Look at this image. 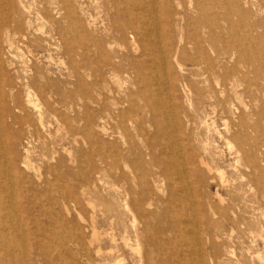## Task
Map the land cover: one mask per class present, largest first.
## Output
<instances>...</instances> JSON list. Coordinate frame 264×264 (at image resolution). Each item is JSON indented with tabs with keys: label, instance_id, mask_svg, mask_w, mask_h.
Instances as JSON below:
<instances>
[{
	"label": "rangeland",
	"instance_id": "374dc122",
	"mask_svg": "<svg viewBox=\"0 0 264 264\" xmlns=\"http://www.w3.org/2000/svg\"><path fill=\"white\" fill-rule=\"evenodd\" d=\"M198 1L200 2L198 3L197 0H158V7L162 8L163 11L162 12L159 8L160 14L162 13L161 23L163 24H159L158 28L162 32L165 31L163 32V34L165 35L164 39L165 41H167L165 43H170L169 45L171 46L174 41L181 42V44L179 43L178 47L174 48V46H172V49L171 47L170 49L174 50L172 52H176L178 59L181 60L182 64L185 65L184 69L179 70L174 64L173 58L169 57L166 65H163V62L159 60L157 68H154L152 70L156 71V76L153 79V82L151 81L150 88L149 90H147V92L150 93L151 91L152 93H158L160 95L159 98L162 103H166V115L168 119H172L171 109L174 102L176 106L178 121L180 120L177 123V127L168 128L167 133L162 135H158L155 128L150 126L149 123H147L148 126L146 128V131H144L142 135L138 132L134 134V131L132 130L130 132L126 131V137L132 138L131 143L134 146L130 151H126L124 150V148H121L120 145L115 143H120V140L118 138V132H120V130L118 127H116L115 122L112 120L110 121V124L105 127L106 131L108 132L106 136H101L99 134L93 135L94 143L98 144L101 148L99 150H95V148L91 147L89 140L83 137L82 129L87 126V120L85 119L86 114L91 113L94 117L99 118L103 113L102 108L100 105L91 103L89 99L86 100L85 106H83V103L79 105V107L74 106V87L67 83L65 80V75L68 73L69 69L68 65H71V61L68 59V57H63L61 54L57 53V46L53 45L49 47L47 44L42 43L43 50L37 51L38 49L35 46H31L28 48V52L24 48H21L20 54L24 53L28 74L32 75L36 74L38 71H44L48 79H50L51 82L58 81L61 89L63 90L61 94H53V96L51 97V106L47 105L48 102L45 99L39 98L37 109L46 112L45 114L53 117L52 119L51 117L49 118L47 116L49 118V122L47 123L48 127L46 128L48 132L46 133V135H44L43 138L40 139V141L37 142L36 133H34L30 129L31 127L28 125V120L31 123L28 115L22 114L14 109L15 105L19 104L21 98L24 96V93H22L23 91L19 90L14 92V102H11L5 96L4 99H7L3 100L4 103L0 104V118L3 120V123H5V125L7 124L8 126L9 124L10 126L8 127L7 131L3 126L0 125V137L3 138V143L8 146L10 150L12 149L11 151L15 152V154L19 152L21 144L25 145L27 139L28 141H32L33 155H31L30 158L31 164H39L37 166L34 165L33 167L36 170V173L38 172V174L41 175L46 174L45 168L49 164H47L48 161L51 164H54L57 160L60 159L63 161L64 166H66L64 167L65 169H63L62 172L64 174L65 172L66 174L72 172L74 169H77L79 164H68L67 157H69L70 155L75 158L79 157L81 154H87L89 155L90 160L95 163L96 167L101 168L100 177L102 178V180H100V185L108 186L109 184L116 186L114 189H112L111 192H115L117 189L120 191L129 190L131 187V189H134L135 186L133 185V183L129 182L130 180L128 179V177L131 179V173L127 174V177H123L121 175V177H118L119 173L114 169H110L108 164H106L105 166L104 163H102V159L104 158L107 160V162H110L112 161V158L110 156L117 155L118 157L120 156L119 158H127L126 160L129 162L141 161V164L145 167V169L153 168L158 175V179L155 183H152V181H150L148 178L151 188L154 187V193L150 196V200L153 203L150 206V210L156 214L164 215L163 223L165 227L174 225L173 223H176L180 226H187L188 229L187 231H185L186 233H182L184 239L194 241L193 238L197 237L198 235V241H200L198 247L200 249L198 247L197 248L200 252L198 251L197 253H200L199 256L202 255L201 257L204 259L206 264H264V192H262L261 194V191H259L258 187L256 186L257 178H260L264 183V0ZM26 2L28 3V6H30L34 30L42 26V30L47 31L49 28V23L46 19L45 11L41 9L42 0H26ZM185 3L188 5H186ZM80 5L84 9V15H82V17H87V15L89 14L91 20H93V22L95 21L96 23L95 29L92 26L86 28L88 29V35H86L82 31H79V35L87 36L86 40L88 44H90V40H88V38H90V36L92 37V35L100 36L102 34L103 28L106 26L107 19L105 18V12L103 11V9L98 7L99 0H78L76 11L79 10ZM184 5L191 8V10L186 12L187 8ZM197 8H203L205 10L203 11V13H205L204 16L202 15V11L197 10ZM37 9L39 10L38 13H36ZM175 10L179 11V15L176 19L173 18V12H175ZM77 14L80 15V12H77ZM185 16L188 20L185 18ZM211 22L213 24H211ZM88 23L89 22L86 19L84 27L88 26ZM73 25L76 26V23H73ZM169 28H171V31L169 30ZM208 29H210V31ZM195 31L197 34H193ZM189 32L190 35L188 39L187 37ZM198 33L200 35H198ZM200 36H202V38ZM148 43L149 42L146 39L142 41V44H144L147 48L149 47L147 46ZM201 47L202 50L200 49ZM113 48L116 50H121V47L117 42H115ZM75 49H77V47ZM186 50L189 51H187L188 56L190 57L192 55L191 57L194 59H198L207 53H209L207 54L209 58L214 56L212 57L213 59L211 58L209 61L213 65V75H210L208 73L199 74L197 76L196 74L191 75L188 69H195L196 66H190V62H188V59L183 58V56H187ZM217 50L219 51L217 52ZM199 51L201 53H198ZM181 53H183V56L181 55ZM4 55V60L10 61V56L7 54ZM182 59L185 61H183ZM163 69L165 71L172 69V71H174L173 77L165 74ZM1 78L2 77L0 76V79ZM232 78L235 81H231ZM69 79L73 80V78ZM84 79L87 96L92 97L93 90L89 85L92 81V77L89 75V71H85ZM118 79L122 82V89L125 90V92H132L133 96L136 95V91L138 88L141 87V89H144L145 87L143 83H139V85L123 83L125 79H128L125 73H119ZM215 81L218 84L214 83ZM229 82H235L236 94L231 92V86ZM109 85L113 90L118 89V86L114 81H112ZM209 85L217 91L215 98L212 97L207 102L198 104V101L195 98V91L198 92L201 88L204 89ZM188 89L190 91H188ZM147 92L145 91L144 94H148ZM112 96H115V94L113 93ZM139 103H141L143 106V101H140ZM151 104L154 105L149 101L150 106ZM33 112L36 113L35 111H31V117L32 119H35V114ZM67 117L72 121V128H70V126L64 120ZM19 118H24V120L21 121ZM55 119L59 120L58 123L60 125V132H57L58 124L55 122ZM97 119L94 122V126L98 123ZM13 120H15L16 122H14ZM20 132L23 133L20 134ZM233 133H236V135L233 136ZM75 138H77V142L74 141ZM151 138H154V140H152ZM163 142L165 145H163ZM173 143L174 147L172 149L167 147L168 144H171L172 146ZM179 143L182 144L180 145ZM175 144H177V146ZM240 144L243 148L242 152L240 149ZM184 145L188 146L185 147ZM202 146H205L209 153V155L204 156V158H206L207 162H209L211 170H207L204 166L199 165V152L200 147ZM190 149L192 150V152ZM0 151L2 154L0 156V168L3 169L7 166V161L3 156V149H0ZM182 151L185 152L183 153ZM237 153L240 154L238 155ZM250 154L254 156V160L256 161V167L252 169H250L247 164H244V161L240 159L242 155L246 156ZM121 155L123 157H121ZM151 155L159 158L160 162L162 160L159 167L151 166ZM170 155H173L174 157L176 155L175 158L178 157L176 160V167H173L171 166V164H169L168 156ZM176 169H179L183 174L180 173L179 175ZM164 172L169 174L166 175ZM251 172H253V175L250 176ZM108 173H110L111 175ZM191 173H193L194 175ZM29 175L31 176V173H29ZM182 176H184L185 179H183ZM190 176H192V178ZM219 176H222L224 185L221 184L220 179H218ZM51 177L52 176H50L49 178ZM111 177L113 178V180ZM164 177H166V179ZM124 178L127 180H125ZM64 181L61 180L59 182H56V184H54L55 187L51 185L53 188L43 184H39L37 187L29 183L28 185L30 187L28 186V188L21 186L15 187L16 192H18L23 197L30 196L29 198L27 197V200L20 199L21 204L25 206L23 207V211L20 212V215L24 217H27L26 215H28L29 218L37 220L38 223L40 222L41 225H44L46 227H48L47 223L50 217H52L53 219L63 220L65 222L72 221V228L78 229V227H80L83 233H87L86 235L88 239L91 235L90 229L88 228L86 230L87 232L84 231L80 224L75 222V214L73 212L67 213L66 210H63L62 200H60L61 198L60 196H58L60 195V188L58 187H61L64 184ZM70 184L73 187L76 186V190L78 189V180L71 181ZM166 185H168V187ZM172 185H174L175 187H170ZM34 187H37L38 189H35ZM80 189L81 188H79L78 192L80 191ZM101 189L102 192H100V194L96 192L98 194L91 193V196H88L91 200H94L92 201V204H97L96 209L99 210L102 208L101 206H99L100 203H98L99 201H101L99 199V196L103 199L104 202L106 201L105 203L110 200L109 198H106L107 188ZM29 190L32 191L31 195ZM171 191L172 194L170 193ZM3 192L4 194H8V192H5V190ZM184 192L186 193V195L183 194ZM187 194L191 197L189 198ZM33 195L36 198L33 199L36 201L32 199ZM173 196H175V199H172ZM9 198L7 200L8 207L5 211L12 216L13 210L10 204L19 205V202L13 200V202L11 203V200L9 201ZM114 198L117 199L113 200V208L116 209L118 205H116L115 202L118 201L119 204H121L122 200H124V195H119ZM133 198L138 199L136 194L133 195ZM181 198L184 200H182ZM217 198L219 199L218 201ZM167 204L169 207H166ZM182 205H185L186 207ZM76 207L78 208L79 206ZM220 208H225L228 210V222L226 223V230L220 235V237H218V240L217 237L214 238L213 230L210 229V221H221L220 214L218 213ZM78 209L84 212L86 218H89V208L82 205L81 208L79 207ZM117 211H120V208H117L116 216L113 218L114 221L118 223V226H114L113 229H110V227L106 223L100 221L102 217V215L100 214L102 213V211L97 215L98 224H101V229L99 228L100 231L118 233V231L121 230V226H126L128 228V235L133 241L134 236L133 233H131L132 231L130 228V225L132 223L131 214H117ZM190 211L193 213H191ZM240 211L242 213H240ZM185 218L187 219L185 220ZM236 219H239L241 222L240 232L246 231L247 228L248 232L246 231V233L241 234L240 232H238L237 228L230 229V223H232V221ZM137 222L138 221L136 219V223ZM255 224L259 225L256 226ZM242 225L245 228L242 227ZM250 226L252 227L251 230H249ZM253 226L255 227V229ZM194 230L196 231V233ZM171 234L172 233L170 232L163 234V238H167V240L163 239V241L166 242H164L165 245L170 249L171 247L169 245V239H172ZM117 237H119V235ZM211 240H213V242ZM223 240H225V242ZM88 241L89 239L87 240V242ZM212 243L217 246L219 255L218 259H214L213 257H211V254L215 253V251L212 253L210 251V245ZM187 247H189L188 243L186 244V242L179 241L178 244L173 247V258L176 260H180L186 257L188 261L192 263L191 259L194 257V254H191L190 251L188 252L186 249ZM109 248H111V246H108L104 249L102 254L103 257L93 256L94 264H117V254L121 255L120 257L124 256V259L121 260L122 264H135V260L133 259L134 255H132L130 251L126 250L125 254H122V251H119L118 253L114 252L113 256L110 257L107 254H104L107 252V250H109ZM180 250L182 251V253ZM65 256H67V252ZM74 257L75 258L73 260L69 261L68 259H66L61 264H88V260L86 256H83V253L75 252Z\"/></svg>",
	"mask_w": 264,
	"mask_h": 264
},
{
	"label": "bare ground",
	"instance_id": "6f19581e",
	"mask_svg": "<svg viewBox=\"0 0 264 264\" xmlns=\"http://www.w3.org/2000/svg\"><path fill=\"white\" fill-rule=\"evenodd\" d=\"M77 2L78 0H42L41 9L45 11V16L49 23L48 30L43 31L42 26L34 30L32 16H31L32 13L30 11V6H28V3L26 2V0H0V76L2 77L0 79V104L4 103L3 100L7 98L11 102H14L15 100L14 92L19 91V90L23 91L22 93H24V96L21 98V101L19 102V104L15 105L14 109L19 111L22 114L28 115V118L31 120V123L28 120V125L31 127L30 129L34 133H36L37 142L40 141V139L43 138L44 135H46V133L48 132L46 130V128L48 127L47 123L49 122V118L51 116L45 114L46 112H43L37 109L39 98L45 99L48 102L47 105L51 106L52 104L51 97L53 96V94L54 95L61 94L63 90L61 89L58 81L51 82L50 79H48V77L46 76V73L44 71H38L36 74H32V75L28 74L24 53L20 54L21 48H24L28 52V48L31 46H35L38 49L37 51H41L43 50L42 43H44V44H47L49 47L53 45L57 46V49H56L57 53L61 54L63 57H66V58L68 57V59L71 61V65H68L69 69H68V73L65 75V80L67 83H69L70 85L74 87V91H73L75 95L74 106L79 107V105H81L82 103H83V106H85L86 100L89 99L91 103L100 105L102 108L103 113L101 114L99 118L94 117L91 113L86 114L85 119L87 120V126H85L82 129L83 137L89 140L91 147L95 148V150H99L101 148L99 147L98 144L94 143L93 135L99 134L101 136L102 135L106 136L108 132L106 131L105 127L108 126L110 124V121L112 120L115 122L116 127H118L120 130V132H118L119 133L118 138L120 140V143L118 142H115V143L120 145L121 148H124V150L126 151H130L134 147L133 144L131 143L132 138L126 137V131L130 132L132 130L134 131V134L138 132V133H141L142 135V133L146 131V128L148 126L147 123H149L150 126L155 128L158 135H162V134L167 133L168 128L177 127V123L180 120L178 121L176 106L174 102L172 104V109H171L172 119H168L166 115V103H162V101L159 98L160 95L158 93H152L151 91L150 93L147 92V90H149L150 88L151 81L153 82V79L156 76V71H152V70L154 68H157V64L159 63V60L163 62V65H166L168 58L171 57L173 58L174 64L177 66L179 70L184 69V65H185V64H182L181 60L178 59L176 52H172L174 50H171L172 46L176 48L179 46V43L181 44V42L180 41L175 42L173 40L174 43L172 41L173 44H171V46L169 45L170 43L169 44L165 43L167 42L165 41L164 39L165 35L163 34V32L165 31L162 32L158 28L159 24H163L161 23L162 13L160 14V10L162 11V8L158 7V0H99L98 7L102 8L103 11L105 12V18L107 19V23H106V26L103 28L102 34L100 36L92 35V37L90 36V38H88V40H90V44H88L86 40L87 38L86 35L89 34L88 29L86 28L92 26L95 29L96 23L95 21L93 22V20H91V17L89 14L87 15V17H82V15H84V9L81 5L79 6V10L76 11ZM197 2L199 3L200 1L197 0ZM186 8H187L186 12L191 10V8H189L188 6ZM197 10H201L202 15L204 16L205 13H203V11L205 10L203 8H199V9L197 8ZM38 12L39 10L37 9L36 13ZM77 12L78 13L80 12V15L77 14ZM173 15H174L173 18L176 19L177 16L179 15V11L175 10V12H173ZM185 18L187 19L186 16ZM86 19L89 23H88V26L84 27V23L86 22ZM165 20H168V19H165ZM73 23H76V26H74ZM211 24L213 23L211 22ZM172 25H173V22H172ZM170 29L171 28H169V30ZM208 30L210 31V29ZM79 31L84 32L86 35H79ZM195 33L196 31L193 34ZM189 35H190V32L187 37L188 39H189ZM198 35L200 34L198 33ZM200 37L202 38V36ZM144 39H146L149 42L147 45L149 46L148 48L145 47L144 44H142V41ZM115 42L119 43L121 50H116L113 48ZM76 47L77 49H75ZM200 49L202 50V47ZM187 51L188 50H186V54H187ZM200 51L198 53H201ZM218 51L219 50H217V52ZM183 53H181V55ZM4 54H7L10 56L11 58L10 61L4 60V56H5ZM207 54H205L204 56L201 55L202 57L198 59L192 58L191 57L192 55L190 57L188 56V54L187 56L182 55L183 58L188 59V62H190L189 63L190 66H196L195 69H190V70L188 69L191 75L196 74L197 76L203 73L205 74L208 73L210 75L211 74L213 75V71H214L213 65L209 61L214 56L209 58ZM85 71H89V75L92 77V81L89 84L93 90L92 97H88L86 90H85V83H84L85 82V79H84ZM163 71L165 72V74L169 75L170 77H173L174 71H172V69H169L167 71L163 69ZM119 73H125L128 77V79H125L123 83H130L132 85H139V83L141 84L143 83V85L145 86L144 89H141V87L138 88L136 91V95L134 96L132 92H125V90L122 89L123 86H122L121 80L118 79ZM69 78H73V80ZM112 81H114L115 84H117L118 89L113 90L112 87H110L109 84H111ZM231 81H235V80H233L232 78ZM214 83H217V82L215 81ZM229 83L231 86L230 87L231 92L235 93V82L233 83L229 82ZM145 91L148 94H144ZM188 91L190 90L188 89ZM113 93L115 94L116 97L112 96ZM216 94H217V91L213 87H210L209 85L208 87H205L204 89L201 88L198 92L195 91V98L198 101V104H200V103L207 102L212 97L215 98ZM5 96L7 98L4 99ZM140 101H143V106L141 103H139ZM149 101L152 102L154 105L151 104L150 106ZM31 111L36 112V113L33 112L35 114V119H32L31 113H30ZM51 118L53 119V117ZM19 119L21 121L24 120V118L23 119L19 118ZM69 119L67 117L64 120L65 122H67L70 128H72V121ZM96 119L99 124L97 123L94 126V122ZM55 120H56L55 122L58 124L57 132L58 131L60 132V125L58 123L59 120L58 119H55ZM13 121L16 122L15 120ZM0 125L3 126L5 130H7L8 127H10L9 124L8 126L7 124L5 125V123H3V120L1 118H0ZM21 133L23 132H20V134ZM235 135L236 133H233V136ZM151 139L154 140V138H151ZM76 140L77 138L74 139V141ZM3 141H4L3 138L0 137V143H1L0 149H3V152H4L3 156L5 157L7 161V166L3 169L0 168V264H61L66 259H68L69 261L73 260L75 258L74 257L75 252L83 253V256L84 257L86 256L88 260L87 263L94 264L93 256L103 257L102 255L103 251L108 246H111V248H109V250H107V252L104 254H107L108 256L111 257L113 256L114 252L118 253L119 251H122V254H125L126 250H128L132 253V255H134L133 259L135 260V264H206L204 259L201 257L202 255L199 256L200 253H197L200 249L198 247L200 244V241H198V235L197 237L193 238L194 241H190L189 239H184V236L182 233L184 234L186 233L185 231H187L188 229L187 226H180V225H177L176 223H173L174 225H169L168 227H165L163 223L164 215L156 214L150 210V206L153 204L150 200V196L154 193V187L151 188V185L149 184V182L152 181V183L153 182L155 183L158 179V175L153 168L145 169V167L141 164L142 163L141 161L140 162L138 161L129 162L126 160L127 158L126 159L119 158L120 156L118 157L117 155L110 156L112 158V161L110 162H107L106 159L101 158L102 163H104L105 166L106 164H108L110 169H114L119 173L118 177L120 175L123 177H127V174L131 173V179L129 177L128 179L130 180L129 182L133 183V185L135 186L134 189H131L132 187L131 188L128 187L131 190L129 189V190L120 191L117 189L115 192H111L112 189H114L116 186L109 185V184L108 186L100 185L101 183L100 180H102V178L100 177L101 168H97L95 163H93L90 160V157L87 154H81L79 157H75V158H73L70 155L69 157H67L68 164H74V163L79 164L77 169L76 170L74 169L72 172H69L67 174L66 172L65 174L62 172L63 169H65L64 167L66 166H64L63 161L60 159V160H57L54 164H51L48 161L47 164L48 163L49 164L45 168L46 174L41 175V174H38V172L36 173V170L33 167L35 164L34 163H33L34 165L31 164L30 158H31V155H33L32 141H28L27 139L25 145L21 144L20 145L21 148L19 152H17V154H15V152H12L11 151L12 149L10 150V148H8V146H6L3 143ZM163 145H165L164 142H163ZM175 145L177 146V144ZM167 147L172 149L174 147V143L172 146L171 144H168ZM240 149L242 152L243 148L241 144H240ZM1 155L2 154L0 151V156ZM208 155L209 153L207 151V148L205 146L200 147L199 165L204 166L205 169L207 170H211L209 166V162H207L206 158H204V156H208ZM121 157L123 156L121 155ZM175 157L173 155L168 156L169 164H171V166L173 167L177 166L176 160L178 157L177 158ZM150 159H151L150 164L152 167H159L160 163L162 162V160L160 162V159L156 158L154 155H151ZM189 159H192V158H189ZM240 159L244 161V164H247V166L250 169L256 167V161L254 160L253 155L251 154L246 155V156L242 155ZM176 170L179 175L180 173H182L179 169H176ZM29 173H31V176L29 175ZM165 174L167 175L169 173H165ZM251 175H253V172L250 173V176ZM50 176L52 177L49 178ZM166 177L164 178L166 179ZM174 177H175V174H174ZM190 177L192 178V176ZM219 177L218 179H220L221 184L224 185L222 176H219ZM148 178L150 181H148ZM182 178L185 179L184 176H182ZM61 180L62 181L65 180V181L62 186L60 185L61 187H58L60 188L59 189L60 195L58 196H60L61 199L60 198L59 199L62 200L63 210H66L67 213L73 212L76 217L75 222L79 223L84 231H86L88 228L90 229L91 235L88 238L89 239L88 242H87L88 239L86 235L87 233H83L80 227H78V229H73L72 221L65 222L63 220L53 219L52 217L50 218L48 217L49 218L48 223H47L48 227H46L44 225H41L40 222L38 223L37 220L29 218L28 215H26L28 218L20 215V212L23 211V207H25L21 204L20 199L27 200L28 196L23 197L22 195H20L18 192H16L15 187L21 186V187L28 188L29 186L28 183L32 184L33 186H37V187L39 184L52 187L51 185L54 186L56 182H59ZM75 180H78V183H79V185L77 186L78 187L77 190H76V186H74L75 187L74 188L70 184L71 181H75ZM115 184H116V181H115ZM166 186L168 187V185ZM256 186L258 187L259 191H261L260 193L262 194V192H264V183L260 178H257ZM170 187H175V186L172 185ZM79 188L81 189L78 192ZM101 188H107L106 198L107 199L109 198L110 200H108L109 202L107 201V203H105L106 201L104 202L103 199L99 196V199L101 201H99L98 203H100L99 206L102 207L99 210V209H96L97 204L95 205L92 204V201L94 200H91L90 197L88 196H91V193H96V192L100 194V192H102ZM4 190L5 192H8V194H4L3 192ZM31 192L32 191H30V195H31ZM185 192L183 194L186 195ZM170 193L172 194V191ZM135 194L137 195L138 199L133 198V195ZM6 195H9V196H6ZM119 195H124V200H122L121 204H119L118 201L115 202L116 205H118L117 208H120V211H117L118 212L117 214H123V215L131 214L132 223L130 225V228L132 231L131 233H133V236H134L133 241L128 235V228L126 226H121V230L118 231V233L100 231L101 224L100 225L98 224L97 215L101 211L102 213L100 215H102V217L100 221H103V223H106L110 227V229H113L114 226L115 227L118 226V223L115 222L113 219L116 216V210H117V208L116 209L113 208V202H114L113 200H117L114 197H117ZM190 197L191 196H189V198ZM8 198H9V201L11 200L10 201L11 203L13 202V200H16L17 202H19V205L15 204L16 206L10 204L13 210L12 216L5 211L7 210V207H8L7 206ZM33 198L36 199L34 195L32 199ZM172 199H175V196H173ZM218 200L219 199L217 198V201ZM173 202H170V203H173ZM75 204L76 206H79L80 208L82 205L89 208L90 209L89 218H86V216L84 215V212L79 210L78 209L79 207L77 208ZM182 206H185V205H182ZM166 207H169L168 204ZM172 207H173V204H172ZM218 213L220 214L221 221L220 220L210 221V225H211L210 229L213 230L214 238L220 237V235L226 230L225 227H226V223L228 222V210L227 209L220 208ZM240 213L242 212L240 211ZM172 218H175V217H172ZM136 219L138 221L137 223H136ZM186 219L187 218H185V220ZM230 225H231L230 229L237 228L238 232L241 231L240 229L241 222L239 219L232 221ZM251 226L249 230L252 229ZM242 227L244 226L242 225ZM246 231L248 232V228ZM246 231H243L240 233L241 234L246 233ZM167 232L172 233L171 234L172 239H169V245L171 249L167 247L165 245L166 242L163 241L164 239L163 234ZM118 235L120 238L117 237ZM221 239H222V236H221ZM164 240H167V238ZM179 241L181 242L183 241V242H186V244L187 243L189 244V247H187L186 249L188 252L190 251L191 254H194V257L191 259L192 263H190L186 257L180 260H176L173 258V253H172L173 247L177 245ZM211 241L213 242V240ZM223 241L225 242V240ZM179 246H182V245H179ZM210 247H211V250H210L211 253L215 251V253L211 254V257H213L214 259H218L219 255H218L217 246L212 243ZM181 250H182V247H181ZM66 252H67V256H65ZM120 256L121 255L117 254V257H116L117 264H122L121 260L124 259V256L122 257Z\"/></svg>",
	"mask_w": 264,
	"mask_h": 264
}]
</instances>
